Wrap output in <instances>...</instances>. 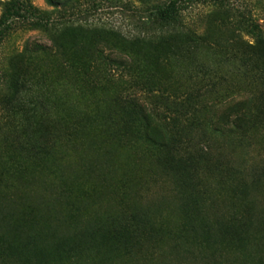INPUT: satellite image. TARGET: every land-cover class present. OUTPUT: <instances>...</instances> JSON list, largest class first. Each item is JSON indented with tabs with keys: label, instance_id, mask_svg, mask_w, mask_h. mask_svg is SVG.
<instances>
[{
	"label": "rangeland",
	"instance_id": "374dc122",
	"mask_svg": "<svg viewBox=\"0 0 264 264\" xmlns=\"http://www.w3.org/2000/svg\"><path fill=\"white\" fill-rule=\"evenodd\" d=\"M9 0H0V16ZM0 38V264H264V0H24Z\"/></svg>",
	"mask_w": 264,
	"mask_h": 264
},
{
	"label": "trees",
	"instance_id": "16d2710c",
	"mask_svg": "<svg viewBox=\"0 0 264 264\" xmlns=\"http://www.w3.org/2000/svg\"><path fill=\"white\" fill-rule=\"evenodd\" d=\"M185 0H171L169 4L159 11L163 20L173 18V14L179 9L178 4ZM240 22L244 28L255 37L257 43L264 45V22L259 23L258 18L249 13L240 14ZM16 21L24 22L26 25L34 28H43L50 23L49 17L32 7L30 3L24 0H9L0 16V38H2ZM52 22V21H51Z\"/></svg>",
	"mask_w": 264,
	"mask_h": 264
}]
</instances>
